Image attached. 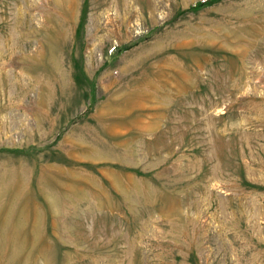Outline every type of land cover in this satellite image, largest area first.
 I'll use <instances>...</instances> for the list:
<instances>
[{
	"label": "rangeland",
	"instance_id": "1",
	"mask_svg": "<svg viewBox=\"0 0 264 264\" xmlns=\"http://www.w3.org/2000/svg\"><path fill=\"white\" fill-rule=\"evenodd\" d=\"M0 264H264V0H0Z\"/></svg>",
	"mask_w": 264,
	"mask_h": 264
}]
</instances>
